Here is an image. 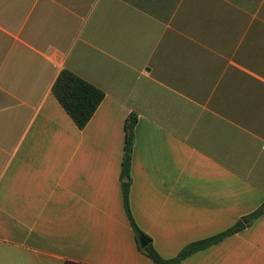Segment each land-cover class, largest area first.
Wrapping results in <instances>:
<instances>
[{"label": "crops", "instance_id": "crops-1", "mask_svg": "<svg viewBox=\"0 0 264 264\" xmlns=\"http://www.w3.org/2000/svg\"><path fill=\"white\" fill-rule=\"evenodd\" d=\"M104 92L79 129L52 92ZM264 264V0H0V264ZM142 248V247H141Z\"/></svg>", "mask_w": 264, "mask_h": 264}, {"label": "trees", "instance_id": "trees-1", "mask_svg": "<svg viewBox=\"0 0 264 264\" xmlns=\"http://www.w3.org/2000/svg\"><path fill=\"white\" fill-rule=\"evenodd\" d=\"M52 92L61 106L65 109L67 114L81 130H83L89 124L105 98V94L103 91L67 70L62 71L59 74L53 84ZM136 124L137 117L135 114H133L129 117L125 126L126 143L125 155L123 160L122 180L125 209L131 225L135 231V234L139 239L140 237H144V234L135 223L129 202V191L131 186V164L135 142ZM263 213L264 206L259 208L256 213L249 217V219L253 221ZM244 227L245 224L243 222H239L238 224H236V226H234L224 234L189 245L188 247L183 249L177 257L169 260L164 259L152 245H148L145 248L140 247V250L150 259H152L155 264H179L193 253L203 250L219 242L223 238L242 230Z\"/></svg>", "mask_w": 264, "mask_h": 264}, {"label": "water", "instance_id": "water-1", "mask_svg": "<svg viewBox=\"0 0 264 264\" xmlns=\"http://www.w3.org/2000/svg\"><path fill=\"white\" fill-rule=\"evenodd\" d=\"M149 240H147L145 237L140 238V244L142 248H145L149 245Z\"/></svg>", "mask_w": 264, "mask_h": 264}]
</instances>
